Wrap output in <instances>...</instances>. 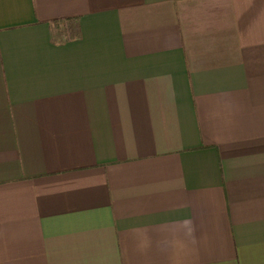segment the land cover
<instances>
[{
    "label": "crops",
    "instance_id": "crops-1",
    "mask_svg": "<svg viewBox=\"0 0 264 264\" xmlns=\"http://www.w3.org/2000/svg\"><path fill=\"white\" fill-rule=\"evenodd\" d=\"M0 264H264V0H0Z\"/></svg>",
    "mask_w": 264,
    "mask_h": 264
},
{
    "label": "rangeland",
    "instance_id": "rangeland-1",
    "mask_svg": "<svg viewBox=\"0 0 264 264\" xmlns=\"http://www.w3.org/2000/svg\"><path fill=\"white\" fill-rule=\"evenodd\" d=\"M70 25H72V23L63 24V26L65 27V31L64 30L62 31L63 33H65L63 34L64 37L71 36L75 33V30L69 27Z\"/></svg>",
    "mask_w": 264,
    "mask_h": 264
}]
</instances>
